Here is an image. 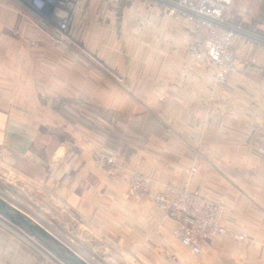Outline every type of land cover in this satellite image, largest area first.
<instances>
[{
  "label": "crops",
  "instance_id": "obj_1",
  "mask_svg": "<svg viewBox=\"0 0 264 264\" xmlns=\"http://www.w3.org/2000/svg\"><path fill=\"white\" fill-rule=\"evenodd\" d=\"M97 2L83 0L78 33L59 45L30 7L0 0V187L99 264H264V167L247 142L264 125V43L240 36L236 70L216 87L162 7ZM101 144L120 155L116 178L96 164ZM134 169L153 178L150 194L130 192ZM166 183L223 203L249 241L191 253L153 200ZM66 263L0 223V264Z\"/></svg>",
  "mask_w": 264,
  "mask_h": 264
},
{
  "label": "built area",
  "instance_id": "obj_2",
  "mask_svg": "<svg viewBox=\"0 0 264 264\" xmlns=\"http://www.w3.org/2000/svg\"><path fill=\"white\" fill-rule=\"evenodd\" d=\"M19 1L33 10L39 24L47 27L55 40L62 43L70 41L73 16L83 0ZM131 1L133 0H98L100 5L112 10ZM153 1L155 2L152 6L162 7L177 23L186 26V54L196 62L214 69L216 87L227 86L231 74L236 70V43L241 36L240 28L228 18L235 0ZM53 20L58 23L53 25ZM247 142L258 153L260 163L264 167V125L256 124L250 127ZM95 157L106 167L110 176H116L121 170H125L114 150L101 149ZM129 172L130 190L136 195L150 194L153 179L137 170ZM0 199L7 202L1 195ZM153 199L156 206L175 222L173 236L194 255H201L205 243L211 239L223 237L234 242L249 241L246 231L231 226L234 220L228 216L223 203L193 192L188 183L182 186L166 183L153 194ZM10 205L19 210L17 206ZM0 223L18 231V234L23 232L1 213ZM91 264L98 263L93 260Z\"/></svg>",
  "mask_w": 264,
  "mask_h": 264
},
{
  "label": "rangeland",
  "instance_id": "obj_3",
  "mask_svg": "<svg viewBox=\"0 0 264 264\" xmlns=\"http://www.w3.org/2000/svg\"><path fill=\"white\" fill-rule=\"evenodd\" d=\"M96 1H98V0H96ZM131 2H136V0H133ZM131 2H129V3H131ZM137 2H148L150 4H153L155 1H153V0H137ZM97 3H99V2H97ZM129 3H124L121 5V7L123 5L129 4ZM251 7L257 11V13H256V15H254V17H251V15H250L249 10L251 9ZM239 14H241V15H239ZM117 17H118L117 21H118V25H119L120 22L123 21L124 19L122 18L123 17L122 14L118 15ZM127 18H130L132 20V19H134V16H129ZM228 18L234 23V25H236L239 28H240V26H239L240 23H242L243 25L246 26V28H244V26H242V28H240L241 36L247 37V38L252 39V40H260V41H262V43H264L263 42L264 41V0H235L233 8L228 13ZM57 23L58 22L56 20H53V25H56ZM129 25H131V24H129ZM43 28H45V27H43ZM49 28H52V27H49ZM77 28L78 27L74 26L73 23L71 24V31L73 30V32L76 31L75 33H78ZM120 29H121V27H119V30ZM57 42L58 43H56V44H59V45L62 44V42H59V41H57ZM70 44L74 45V43H71V42H70ZM75 45H77V43ZM76 48H77V46H76ZM101 149H108V150L111 149V150H114L115 152L118 153L117 150H115V149H113V148H111L105 144H101L100 146H98L97 150H95V154L97 153V151H99ZM0 153H1V151H0ZM118 155H119V153H118ZM119 158H120V155H119ZM95 161H96V164L103 169V171L105 172V174L109 178H116L119 176L120 172L123 171V170H121L116 176H110L107 172L106 167L104 165H102L99 161H97L96 157H95ZM120 161H121V158H120ZM121 163L123 165L122 161H121ZM124 169H125V167H124ZM137 171H139V170H137ZM127 185H128L129 190H130L129 178L127 181ZM1 189H0V195L7 200V202H5L7 204V206H9L12 210H14V212H16V214L22 215L23 217L28 219L32 224H37V225L43 227L44 230L47 232V234H49L51 237H53V239L59 241V243L66 250H68V252L70 253L71 256H73L75 258L79 257L83 260L84 259L85 260L90 259V261H92V262H93V260H95V259L91 258L90 256H87V254H85L79 248V246L77 245L76 239L73 238L74 236H70V235L64 233L62 230H60L58 227H56L54 224H52L49 220L44 218L39 212H37L36 210H33V207L30 204L18 201L16 197L10 196L11 194L8 191L6 192V190H3V189L1 190ZM130 192L133 193L131 190H130ZM134 195H136V194H134ZM136 196H143V195H136ZM10 204L17 206L19 208V210L15 209ZM3 217L6 218L9 222H11L12 225H14L15 227L20 228L23 231V232H19L22 240L33 244L38 249L39 254L43 255L44 258H48V259L54 260V261H57V259L61 260L59 258V256H57L53 251H51L47 247V245L39 238V236L37 234H40V233H34V232L32 233L30 230L21 227L18 223H14L11 219L6 217L5 215H3ZM17 233H18V231H17ZM97 261H99V260H97ZM64 262H66V261H64ZM66 264H69V263H66Z\"/></svg>",
  "mask_w": 264,
  "mask_h": 264
},
{
  "label": "trees",
  "instance_id": "obj_4",
  "mask_svg": "<svg viewBox=\"0 0 264 264\" xmlns=\"http://www.w3.org/2000/svg\"><path fill=\"white\" fill-rule=\"evenodd\" d=\"M0 212L4 215H7L8 213L12 212L15 216L17 215L14 210H12L9 206H7L5 203H3L0 200ZM17 223L25 228L28 229V227L21 221L17 220ZM29 230V229H28ZM39 238L47 245L48 248H50L57 256L62 258L64 261H66L69 264H82L81 262L73 260L75 257L71 256L68 250H66L60 243L54 241L52 238H48L44 235L37 234Z\"/></svg>",
  "mask_w": 264,
  "mask_h": 264
},
{
  "label": "water",
  "instance_id": "obj_5",
  "mask_svg": "<svg viewBox=\"0 0 264 264\" xmlns=\"http://www.w3.org/2000/svg\"><path fill=\"white\" fill-rule=\"evenodd\" d=\"M3 203H5V201H3L2 199H0ZM6 204V203H5ZM7 205V204H6ZM1 213V212H0ZM3 214V213H1ZM4 215V214H3ZM6 217H8L9 219H11L14 223H17V220H21L27 227L28 229L33 233H40L41 235H44L48 238H52L49 234H47V232L44 230L43 227L37 225V224H32L28 219H26L25 217H23L22 215H14L12 212L8 213L7 215H5ZM54 241L58 242L57 240L53 239ZM50 249V248H49ZM51 250V249H50ZM52 251V250H51ZM60 258V257H59ZM61 260H63L62 258H60ZM73 260L81 262L82 264H89L86 261H84L83 259L77 257L74 258Z\"/></svg>",
  "mask_w": 264,
  "mask_h": 264
},
{
  "label": "bare ground",
  "instance_id": "obj_6",
  "mask_svg": "<svg viewBox=\"0 0 264 264\" xmlns=\"http://www.w3.org/2000/svg\"><path fill=\"white\" fill-rule=\"evenodd\" d=\"M45 250V249H44Z\"/></svg>",
  "mask_w": 264,
  "mask_h": 264
}]
</instances>
